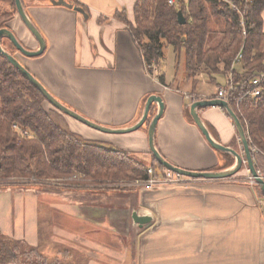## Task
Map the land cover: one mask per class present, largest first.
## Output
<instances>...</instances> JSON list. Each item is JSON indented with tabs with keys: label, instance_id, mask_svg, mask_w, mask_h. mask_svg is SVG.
<instances>
[{
	"label": "crops",
	"instance_id": "0c3cea01",
	"mask_svg": "<svg viewBox=\"0 0 264 264\" xmlns=\"http://www.w3.org/2000/svg\"><path fill=\"white\" fill-rule=\"evenodd\" d=\"M64 1L73 8L57 7L51 0H22L25 12L46 41V50L36 58L17 53V60L66 107L105 128L122 130L135 126L142 119L148 99L160 97L164 112L155 133L160 155L188 171H225L221 170L225 163L221 152L190 120L193 103L187 98L190 94L215 95L222 81L213 85L196 80L195 87H176L175 78L168 79L165 72V85L151 76L127 23L116 17L124 12L128 22L134 23L137 0ZM76 4L87 11L77 10ZM15 25L18 31H14ZM9 30L26 49H39L21 18H15ZM158 112L159 104L155 102L149 123L122 135L98 133L69 122L68 118L66 121L71 131L85 140L130 152L151 166L155 158L150 149L149 127ZM199 116L216 142L243 154L238 132L224 110L203 108ZM166 171H159L158 176ZM258 171L264 175V165ZM250 175L245 165L236 176L237 181L236 177L227 182L194 179L185 186L162 188L146 205L154 216L144 214L153 218L152 226H137L135 264H264V194L259 185L238 181L247 180ZM11 193L0 192V234L21 239L28 233L26 228L30 234L34 228L37 232L34 220L38 209L24 198L27 194L35 197L32 192H19L20 206H9ZM141 202V195L133 194L130 209L134 211ZM88 209L95 216L92 221L104 227L127 213L115 206L82 208L80 216L84 219L92 217L87 214ZM98 249L111 251L101 246Z\"/></svg>",
	"mask_w": 264,
	"mask_h": 264
},
{
	"label": "trees",
	"instance_id": "16d2710c",
	"mask_svg": "<svg viewBox=\"0 0 264 264\" xmlns=\"http://www.w3.org/2000/svg\"><path fill=\"white\" fill-rule=\"evenodd\" d=\"M3 5L11 11L2 12ZM74 7L87 11L79 4ZM180 11L186 18L184 25L179 23ZM263 13L264 0H176L174 5L169 0H137L134 23L124 12L116 16L127 23L151 76L167 46L177 62L183 60L189 79L201 74L211 80L233 76L235 90L229 104L256 150L257 170L264 165V81L257 99L246 94L252 78L264 73ZM17 14L15 0H0V30L10 29ZM239 54L242 59L232 70ZM165 78L159 77L164 85ZM45 102L41 92L0 54V185L20 179H63L71 186L107 187L147 180L149 168L155 177L165 170L156 160L148 166L130 152L85 140L71 131L64 114L56 109L48 112ZM221 155L225 161L221 170L232 168L233 157ZM10 245L16 244L1 235L0 264H17Z\"/></svg>",
	"mask_w": 264,
	"mask_h": 264
},
{
	"label": "rangeland",
	"instance_id": "374dc122",
	"mask_svg": "<svg viewBox=\"0 0 264 264\" xmlns=\"http://www.w3.org/2000/svg\"><path fill=\"white\" fill-rule=\"evenodd\" d=\"M1 10L2 12L11 11L9 5H3ZM15 18L20 20L18 14ZM13 27H15L13 28L14 31H18L16 25ZM1 45L7 52L12 53L16 59L18 58L17 53L23 55L17 49L15 50V47L6 38L2 40ZM179 62H177L173 49L167 46L164 58L157 67L153 68L154 75L159 78L165 72L168 79L175 78L174 85L176 87H184L185 85H194L195 87L197 85L196 80H206L207 83L217 85L213 82L217 78V81L222 82L218 84L219 86L217 85L215 92L220 87H224L229 78L228 75L224 83L225 77L223 76L211 80V78L201 74L197 78L189 79L183 68V60L181 63ZM201 95L198 94L197 96ZM44 107L48 112L55 110L48 102L44 103ZM63 118L65 120L68 118L69 122L79 124L89 130H95L71 117L63 115ZM253 152H256V150ZM229 180H234V178ZM235 180L237 181V177ZM238 181L249 182L243 178H239ZM129 183L126 181L107 187H96L93 185L71 186L66 184L63 179L39 182L35 179H20L0 185V192L9 190L13 193L8 197V199L10 198L8 200L9 206L12 207L14 204L20 206L18 201L19 192H32L35 197L28 194L23 197L29 200L30 203H34V206L38 209V216L34 220L37 225V232L34 228L35 231L30 234V230L28 231V228H26L28 233L23 238H11L12 242L16 244L9 247L13 249L11 255L14 256L15 260L11 258L17 264H135L136 250L134 247L138 227L134 225L132 214L135 211L141 213L140 215L149 212L153 216L152 212L146 209V205L154 201L155 194L162 191L159 189L144 191ZM133 194L141 195L142 198L141 204L136 206L134 211L132 208L130 209L129 205L130 196ZM99 206H105L108 209L115 206L127 213L121 215V218L117 217L110 220L111 225L108 223V227L96 225L92 221L95 216L89 211L90 209L87 210V214H90L93 218L84 219L83 216H80V209L99 208ZM88 241H90V244H88ZM98 246L111 251L99 250ZM11 255L7 254V256Z\"/></svg>",
	"mask_w": 264,
	"mask_h": 264
},
{
	"label": "water",
	"instance_id": "95a60500",
	"mask_svg": "<svg viewBox=\"0 0 264 264\" xmlns=\"http://www.w3.org/2000/svg\"><path fill=\"white\" fill-rule=\"evenodd\" d=\"M51 1H52V4L57 7H64L68 9L73 8L71 4L65 2L64 0H51ZM15 4L17 7L18 15L20 16V18L22 19L23 23L28 28V30L31 32V34L34 36V38L37 40L39 44V49L37 51H30L26 49L12 31H10L9 29H2L0 30V54L3 55L5 58H7V60L24 76V78H26L39 92H41V94L45 97L47 102L51 104L56 110H58L65 116L71 117L97 131H101L107 134L122 135V134H128V133H132V132L139 130L146 123L152 104L157 102L159 104V112L157 116L153 119L149 127V139H150L151 152L153 153L155 160L159 164H161L166 170L171 171L182 177H186L189 179H195V180H212V181L232 179L239 174L243 166L247 165L248 169L250 170L251 177H253L256 180L257 185L260 186L264 194V178L260 176V173L255 166L254 158H253V150L250 146L248 136L246 134V131L240 119L238 118V116L236 115V113L234 112V110L232 109L231 105L228 102L220 100V99L203 100V101L195 102L191 105V116L195 124L198 126L202 134L205 136L206 140L209 142V144L217 151L232 155L236 160L235 165L232 168L225 170V171H221V172H195V171H188V170L178 168L168 163L160 155L155 145L156 126L164 112V104L162 103V99L160 97L151 96L148 99L142 119L135 126L131 128H127V129H122V130H114V129L105 128L94 122L87 120L80 114L76 113L75 111L71 110L70 108L62 104L58 99H56L46 89V87L37 78H35L30 73L28 69H26L14 56H12V54L7 52L2 47L1 41L2 39L6 38L13 44V46L20 53H22L24 56L29 57V58L40 57L44 54L46 50V41L44 37L42 36V34L34 26L32 21L28 17V15L26 14L22 0H15ZM76 9L78 10V8ZM178 19L181 25L186 24V18L181 11L178 13ZM209 107L221 108L228 114V116L232 120L234 127L236 128L238 135L240 137L243 154L237 152L236 150L232 148L221 145L220 143L216 142L212 138L210 132L208 131L204 122L199 116V110L203 108H209ZM132 219H133L134 224L141 229L149 228L152 226V223H153V218L151 216L140 215L136 211L133 212Z\"/></svg>",
	"mask_w": 264,
	"mask_h": 264
},
{
	"label": "built area",
	"instance_id": "2783aa9c",
	"mask_svg": "<svg viewBox=\"0 0 264 264\" xmlns=\"http://www.w3.org/2000/svg\"><path fill=\"white\" fill-rule=\"evenodd\" d=\"M175 2L176 0H169L170 5H174ZM233 8L235 10H238L236 6H233ZM241 59H242V55L239 54L233 63L232 70H234L235 66L238 63H240ZM145 67L147 71L148 68L147 66ZM263 81H264V73L255 75L254 78H252V80L250 81L251 88L247 92L246 97H249L252 100H255L259 96H261L262 91H263L262 89ZM234 90H235V83L233 80V76L230 74L226 85L224 87H220L215 92V95L197 96V95L190 94L187 96V98L191 100L192 103L203 101V100H212V99H220V100H223L229 103V99L231 98V95L234 92ZM253 151L255 150L253 149ZM148 174L150 177L147 180H138V181H135L129 184L135 187H138L144 191H151V190L153 191L156 189L161 190L162 188L166 186H185L187 185L188 182H190L191 180H194V179H189L186 177L179 176L171 171H166L165 174H163L162 176L155 177L154 170L152 168H149ZM260 176L264 178V176L261 173H260ZM247 180L249 181L248 183L251 184L252 186L257 185V182L253 177L250 176L247 178Z\"/></svg>",
	"mask_w": 264,
	"mask_h": 264
}]
</instances>
